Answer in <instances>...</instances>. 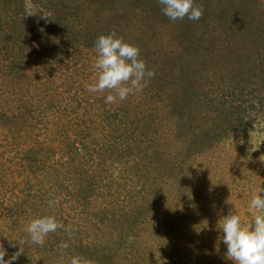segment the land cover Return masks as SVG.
I'll use <instances>...</instances> for the list:
<instances>
[{"label": "trees", "instance_id": "obj_1", "mask_svg": "<svg viewBox=\"0 0 264 264\" xmlns=\"http://www.w3.org/2000/svg\"><path fill=\"white\" fill-rule=\"evenodd\" d=\"M31 2L45 22L18 0H0V126L14 149L10 166L0 154L4 258L24 239L12 264H68L73 255L92 264H233L220 260L217 224L229 211L212 197L210 174L215 161L240 170L243 135L264 118V0H195L200 19L176 21L159 0ZM112 32L155 75L106 104L111 90L86 86L96 80L95 42ZM31 121L50 137L20 148ZM246 201L231 208L250 222ZM42 215L70 238L60 228L32 244L26 225Z\"/></svg>", "mask_w": 264, "mask_h": 264}, {"label": "clouds", "instance_id": "obj_2", "mask_svg": "<svg viewBox=\"0 0 264 264\" xmlns=\"http://www.w3.org/2000/svg\"><path fill=\"white\" fill-rule=\"evenodd\" d=\"M161 11L171 21L199 20L203 14L201 7L195 6V0H159ZM96 57L93 68L96 70V80L87 85V90L92 93L109 94L105 96V103L111 104L123 101L134 92H140L147 86V79L155 73L147 68L145 61L140 58V50L130 44L114 32L100 35L95 42ZM264 192L261 187L252 193L248 208L251 212V220L248 223L242 221L241 215L233 207L227 215L222 216L217 224L222 233L223 244L226 246V256L233 264H264ZM55 201H49V207L54 206ZM63 228L69 229L54 215H42L33 218L25 228L32 244L43 246L46 237L50 233ZM17 241V240H10ZM20 247L7 260L4 258L6 250L0 245V264H12L25 251L24 239H20ZM68 243L62 241L59 244L61 250L67 249ZM68 264H92L91 261L73 255Z\"/></svg>", "mask_w": 264, "mask_h": 264}, {"label": "rangeland", "instance_id": "obj_3", "mask_svg": "<svg viewBox=\"0 0 264 264\" xmlns=\"http://www.w3.org/2000/svg\"><path fill=\"white\" fill-rule=\"evenodd\" d=\"M18 5L20 6L21 11H23V14H26V16L32 18L35 17L37 20L45 22L46 16L43 13L41 14V11L37 10V7L31 2V0H18ZM95 57L96 52L93 53L89 58L92 66L94 65ZM94 71L96 70L94 69ZM37 115L38 113H36V116ZM38 123V121H31L30 125L32 127L29 128L28 131H25L24 135L23 132L21 133L22 138L18 140V142H21L20 148H28L31 145H34L35 142L46 141L50 137V133L43 128V124L41 125ZM4 135L5 132L0 126V154H3L2 163L10 166L12 164H7L5 160L6 158H11L13 156L14 149L4 138ZM243 136V148L241 149V152H243V156L240 158V170L238 171L236 169V166L231 162L224 166V161L221 163L223 167H220L216 164L217 161H215V165H213L210 174V180L215 189L212 197H223V200L226 201L225 208L228 211L232 210L231 205L233 203L238 204L240 200L250 201L252 193L255 192L257 188L261 187L262 189H264V118L259 117L254 125V129L246 135L244 134ZM23 170L24 169H22L21 171ZM30 180H33V183L36 182H34L33 178H31ZM6 181L8 183H11V180ZM14 181L18 184L16 192H21L20 190L24 189L25 187L23 184H21L22 180ZM25 181L27 180H24V182ZM223 184H225V186H223ZM35 189H37V187H35ZM259 195L264 196V192L259 193ZM248 203L249 202H247V205ZM235 210H237L241 215L242 221L244 223L249 222V216L246 215L248 214L247 211H240L236 208ZM9 224L10 222L8 221V219H6L2 215L0 219V228L6 227ZM220 257V260L222 261L226 258L224 261L226 262L228 258L226 256V246L224 247V251Z\"/></svg>", "mask_w": 264, "mask_h": 264}]
</instances>
